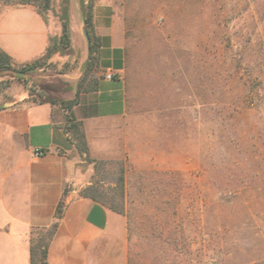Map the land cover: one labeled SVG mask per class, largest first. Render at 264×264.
Masks as SVG:
<instances>
[{
	"label": "rangeland",
	"instance_id": "1",
	"mask_svg": "<svg viewBox=\"0 0 264 264\" xmlns=\"http://www.w3.org/2000/svg\"><path fill=\"white\" fill-rule=\"evenodd\" d=\"M80 3H110L116 15L145 19L128 25V49L140 56L126 73L132 109L154 113L126 168L130 247L140 264H264V0ZM51 5L52 36L67 10L71 47L23 80L0 73V107L55 101L64 123L59 101L75 99L82 77L84 40L74 22L84 12L71 0ZM158 172L177 173L169 194L154 185ZM165 203L168 216L175 205L177 239L167 233L160 246L151 228Z\"/></svg>",
	"mask_w": 264,
	"mask_h": 264
},
{
	"label": "crops",
	"instance_id": "2",
	"mask_svg": "<svg viewBox=\"0 0 264 264\" xmlns=\"http://www.w3.org/2000/svg\"><path fill=\"white\" fill-rule=\"evenodd\" d=\"M71 1L72 8L81 12L80 0ZM114 10L110 3L94 6L95 30L103 39L98 70L102 89L92 96L82 94L75 113L83 121L90 157L99 161L124 160L128 169L139 157V137H148L145 131L154 113L139 114L132 109L126 79L128 71H136L131 68V64L137 65L133 57L140 56L128 49V25H140L145 19L138 17L132 21L128 16L116 15ZM74 24L76 37L84 40L83 72L89 54L83 16L76 17ZM71 25L70 22V35ZM51 36L50 24L34 7L0 4V49L17 64L43 57ZM115 49L122 50L123 68L119 70L105 66L106 62L112 63ZM109 75L119 76L121 89H115ZM73 91L75 96L77 88ZM102 96L119 98L121 110L84 118L80 108ZM62 114L49 103L29 104L26 99L0 110V264H31V232L53 224L67 186L65 214L49 248V264H129L127 217L79 197L80 191L92 184L93 166L82 160L63 130ZM36 150L43 155L37 156Z\"/></svg>",
	"mask_w": 264,
	"mask_h": 264
},
{
	"label": "trees",
	"instance_id": "3",
	"mask_svg": "<svg viewBox=\"0 0 264 264\" xmlns=\"http://www.w3.org/2000/svg\"><path fill=\"white\" fill-rule=\"evenodd\" d=\"M52 0H0L1 5L6 6H15V7H24L32 6L36 9L38 14L48 23L47 15L51 10ZM82 5L83 10V22L85 25V35L88 41V59L85 64V68L82 72V77L77 83V91L75 99L71 101L61 100L59 105L66 112L64 117V123L62 125L63 130L70 136L72 143L75 145L77 153L80 155L84 162L94 164V182L82 189L79 193L80 198L90 199L105 208L111 210L112 212L127 216L130 218L127 209V201L129 200L128 186L126 182V167L123 162L114 161V160H93L90 157V151L88 143L86 140V135L84 132L83 121L79 120L75 113V108L80 106L81 95H94L101 91L102 89V78L98 76V70L101 64V57L99 52L103 46L102 37L98 36L94 26V6L92 4ZM62 31L60 36L50 38L49 47L45 55L35 61L26 64H17L14 59L8 55L6 52L0 49V73H10L12 71L22 72L26 75L36 73L40 70H44L46 65L49 64L53 56L58 53H64L71 47V37L69 33V17L67 10L65 11L64 17L61 19ZM106 67L112 66L114 69L119 70L123 68L122 62V50L115 49L113 50V61L106 62ZM19 80L23 78L18 77ZM111 81L114 83L115 89L122 88V82L119 76L111 75ZM32 95V94H31ZM33 96V95H32ZM42 98V96H41ZM34 104H44L49 103L53 106H56L57 102L52 101H43L37 102L33 101ZM121 102L119 98H105L100 97L99 99H94L90 102L88 107L80 108L84 118L94 117L102 114H114L121 110ZM103 106V108L101 107ZM102 108V110H101ZM3 107H0L2 110ZM158 181H154V185L164 186V189L167 194L171 192V184L173 183V175L177 173L169 172H158ZM172 175V176H171ZM165 176H170L172 181H165ZM69 187H65L64 195L56 209L54 222L50 227L47 228H35L31 232L30 238V256L31 264H49L48 254L50 245L58 231V228L61 224L62 219L64 218L65 208H66V199L68 196ZM165 203L164 210L158 208L160 211V217L162 220L154 221V226L151 228L152 235L159 245H164L165 237H168L169 241L177 239L176 229L172 228V222L176 217L175 205H170L173 213L168 216L165 211H167V205ZM162 224V225H159ZM132 221H128L130 238L132 235L131 228ZM165 227H168L169 230H166ZM141 259H138V256L134 255L132 252V247H130L129 254V264H140Z\"/></svg>",
	"mask_w": 264,
	"mask_h": 264
},
{
	"label": "built area",
	"instance_id": "4",
	"mask_svg": "<svg viewBox=\"0 0 264 264\" xmlns=\"http://www.w3.org/2000/svg\"><path fill=\"white\" fill-rule=\"evenodd\" d=\"M108 78L110 79L111 76L109 75ZM35 153H36L37 156H42L43 155V152L40 151V150H36Z\"/></svg>",
	"mask_w": 264,
	"mask_h": 264
},
{
	"label": "water",
	"instance_id": "5",
	"mask_svg": "<svg viewBox=\"0 0 264 264\" xmlns=\"http://www.w3.org/2000/svg\"><path fill=\"white\" fill-rule=\"evenodd\" d=\"M16 75L19 76V77H24L25 76V73L17 72Z\"/></svg>",
	"mask_w": 264,
	"mask_h": 264
}]
</instances>
